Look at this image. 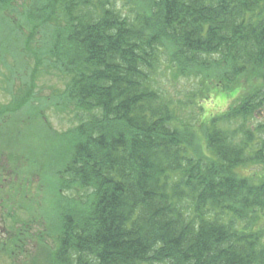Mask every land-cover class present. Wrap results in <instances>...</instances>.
Masks as SVG:
<instances>
[{
    "label": "trees",
    "instance_id": "obj_1",
    "mask_svg": "<svg viewBox=\"0 0 264 264\" xmlns=\"http://www.w3.org/2000/svg\"><path fill=\"white\" fill-rule=\"evenodd\" d=\"M0 39L63 79L69 123L18 148L46 246L25 264H264V0H0ZM32 86L11 79L0 117ZM213 90L237 96L199 120Z\"/></svg>",
    "mask_w": 264,
    "mask_h": 264
},
{
    "label": "rangeland",
    "instance_id": "obj_2",
    "mask_svg": "<svg viewBox=\"0 0 264 264\" xmlns=\"http://www.w3.org/2000/svg\"><path fill=\"white\" fill-rule=\"evenodd\" d=\"M5 41L0 39V105H6L11 100L8 93V83L11 79L14 80V87L25 83V87H27L25 91H28V85H33L31 88L29 87V90H34L41 101L30 105L28 103L15 114L7 115L5 118L0 117V244L12 236H16L18 232L25 237L21 251L15 256L9 257L4 254V251L0 252V264H11V262L12 264H25L30 262L35 255L41 257L46 246L34 237V234L43 228L39 226L40 223L34 224L29 217L33 208H38L34 206V203L32 204V196L36 192L39 181L37 177L36 179L33 177L31 181L29 179L20 180L13 174L14 170L25 172L29 169L27 162L22 159L23 156L21 157L22 150L18 148L23 149L24 146L41 148L42 141L34 139L35 137L43 138L49 142L52 140L51 143L54 144L53 142L68 130L69 123L66 117L57 114L51 105L54 91H62L64 88L63 79L58 76L56 71L52 75H33L29 70L33 66V62L28 61L26 67V52H21L15 47V44L5 45ZM233 94L213 90L209 99L200 102L199 120L224 112L237 96ZM256 119L263 122L264 111ZM18 130L21 134L18 133ZM11 136L15 138V141L10 139ZM20 136L25 142L18 141L21 139ZM17 157L20 158L17 159ZM253 169L255 168L251 167V170ZM23 176L26 177V174ZM22 186L23 190H21ZM45 197V195L42 196L43 199ZM21 202L27 203L26 207L21 209L19 206ZM41 204L43 208L46 207L44 200ZM47 204L49 205L48 200ZM8 208L14 209L16 213L13 212L12 215L7 216Z\"/></svg>",
    "mask_w": 264,
    "mask_h": 264
},
{
    "label": "water",
    "instance_id": "obj_3",
    "mask_svg": "<svg viewBox=\"0 0 264 264\" xmlns=\"http://www.w3.org/2000/svg\"><path fill=\"white\" fill-rule=\"evenodd\" d=\"M261 112H262V111H258V112H257V115H256L257 118L261 116Z\"/></svg>",
    "mask_w": 264,
    "mask_h": 264
}]
</instances>
